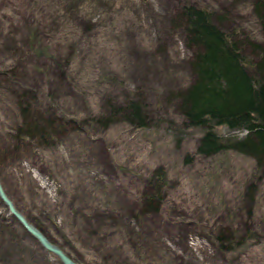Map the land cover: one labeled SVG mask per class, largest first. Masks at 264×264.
<instances>
[{
	"label": "rangeland",
	"instance_id": "obj_1",
	"mask_svg": "<svg viewBox=\"0 0 264 264\" xmlns=\"http://www.w3.org/2000/svg\"><path fill=\"white\" fill-rule=\"evenodd\" d=\"M73 1L84 15L65 22L69 26L67 31L74 34L72 25L78 28L82 25L81 20L85 19H92L95 28L92 36H80L83 43L89 42L90 56L84 70L102 73L116 69L130 76L127 82L135 89L141 86L144 91L146 86H150L152 90L148 103L154 110V117L161 118L155 120L153 127L146 129L117 125L101 138V131L91 127L87 136L85 133H72L63 136L57 148H44L45 151L39 154L42 159L25 157L11 166H0L3 169L4 187L16 207L34 225L39 223L36 226L79 264H87L85 259L90 264H123L122 261L115 263L111 259L107 260L82 247V240L89 236L84 230H79V223H82L80 217L76 218L78 223L75 225L79 226L74 230L71 217L83 202L82 194L87 195L92 191L98 193L94 199L100 198L98 201L102 204H115L117 201L119 205L123 192L117 190L118 195L112 197L107 194V190L114 188L116 191L117 186L126 184L135 194L134 185H138L141 176L151 174L161 166L166 172L168 184L163 186L166 195L160 212H147L141 218H136L127 213L125 205L123 211L127 213H124V228L132 225L135 231L150 229L151 235L149 233L147 240H140L138 244L125 239L128 233L124 229L125 232L122 230L110 238L105 237V245L117 254L116 257L124 250V256L127 255L136 264H143L140 259L145 260L146 264H264V176L257 179L260 191L255 196L253 209L250 207L251 202L243 199V196L247 198L243 194L244 188L248 190L247 183L256 177L255 159L236 150H224L214 156L201 155L197 150L199 137L203 134L200 129L186 130L179 117L173 125L164 120L171 115L169 90H175L177 85L187 81L186 60L192 53L185 43L186 35L183 31L174 34L165 27L169 16L185 0ZM186 1L209 6L226 14L228 18L223 24L226 28L242 24L248 18L251 20L248 25L252 33L261 37L257 28L259 25L254 22L257 14L251 0ZM25 2L28 0L16 4L22 13L28 10ZM0 3L8 7L7 3L11 2L0 0ZM66 5L64 0L30 2V6H33L31 9L37 12L35 15L48 20ZM33 16L28 15L29 19ZM64 34L62 31L60 37L64 38ZM50 43L60 44L55 38H51ZM126 43L131 47L135 45L130 54L123 50L122 44ZM151 44L157 45L149 51ZM155 57L157 59L154 62L152 58ZM30 59L32 64L42 62L45 66V57L37 59L34 54ZM8 60L12 59L9 57ZM4 65L6 62H1L0 68ZM46 66L55 74L56 66L52 59ZM18 68L22 74L28 71L22 64ZM171 71L179 73L178 78L168 90L163 91L158 86L165 82L166 75ZM34 74L38 78L42 71ZM62 87L64 89L61 90ZM58 90L60 94L57 97L62 104L60 109L65 116L61 124L65 126L63 129L66 132V126L73 127L68 119L76 116L80 118L88 108L92 109L86 98L92 93L86 91L84 84L78 91L67 84L60 85ZM4 96L0 95V100L6 99ZM4 101L6 104L7 100ZM10 106L13 105L10 103ZM8 118V113L3 116L0 111V149ZM216 130L225 136L243 133L231 131L225 126H218ZM73 189H79L80 196H74ZM239 198L242 202L238 201ZM130 201H134V198ZM237 202L244 206L243 212L237 208ZM8 210L0 198V246L4 240L9 244L1 259L3 264H64L56 254L44 248L26 231ZM34 220L38 222L34 223ZM231 226L235 228L233 231L238 240L247 237L249 229L252 235L244 240L241 249L217 248L215 230ZM158 228L164 236L159 240L152 236ZM184 235L185 242L181 239ZM160 240L164 243L163 248L157 243ZM72 245L85 254V259L72 252ZM152 245L157 249L154 254L150 253Z\"/></svg>",
	"mask_w": 264,
	"mask_h": 264
},
{
	"label": "trees",
	"instance_id": "obj_2",
	"mask_svg": "<svg viewBox=\"0 0 264 264\" xmlns=\"http://www.w3.org/2000/svg\"><path fill=\"white\" fill-rule=\"evenodd\" d=\"M21 1L10 0L11 3H7L8 7L0 3V65L1 62H6V65L0 68V95H6L4 96L6 99L0 100V111L3 116L7 113L9 115L3 132L0 166L6 164L11 166L25 157L42 159L39 154L45 151L44 148H57L61 138L72 133H85L87 136L91 127L101 131L100 138L120 124L139 129L153 127L155 120L161 117H154V110L148 103L152 90L150 86L144 85L146 86L144 91L141 86L135 89L127 82L130 76L116 69L102 73L84 70L90 56L89 42L83 43L80 36L82 34L92 36L95 28L92 19H85L81 20L82 25L78 27L80 31L74 25H72L74 34L67 31L69 26L65 22L84 15L75 1L64 0V3H67L66 7L49 20L35 15L37 12L31 9L33 6H30V2L37 3L39 0L25 2L28 9L25 13L16 7ZM251 1L257 14V20L254 22L259 25L257 28L261 37L255 36L250 30L252 29L248 25L250 19L245 18L242 24L226 28L223 25L228 18L226 14L209 6L190 3L191 1H183L176 8L177 11L169 16L165 27L174 34L183 31L186 35L185 43L192 53L186 60L190 71L185 67L187 81L183 85H177V89L169 90L171 93L168 92L172 103L171 115L164 120L173 125L178 122L179 117L182 118L181 124L186 130L200 129L203 134L199 137L197 150L201 155L214 156L224 150H236L252 156L257 164L256 177L247 183L248 190L244 188L243 194L247 198L243 196V199L249 200L253 209L255 196L257 197L260 191L257 179L264 176V0ZM29 14L34 15L32 19H29ZM62 31L65 32L64 38L60 37ZM51 38L52 40L55 38L60 44L50 43ZM156 45H149V51ZM134 46L122 44L123 50L129 54ZM34 54L37 59L46 58L45 66L41 64L42 62L31 63L30 58ZM9 57L12 60L9 61ZM51 59L56 66L55 74L46 66ZM156 59L152 58V61L155 62ZM20 64L28 69L24 72L26 74L21 73L22 70L18 68ZM37 71H42L38 78L34 77ZM177 75L179 73L173 71L168 73L165 82L158 88L168 90L178 78ZM64 84L76 88L77 91L84 84L86 91L92 93L86 96L92 109H84L86 112L80 118L76 116L68 119V122L73 123V127L66 126V132L63 129L65 126L61 124L65 118L64 112L60 109L61 100L57 97L60 94L58 90L60 85ZM4 100H7L6 104L3 103ZM10 103L13 106H10ZM218 126L243 133L225 136L218 133L216 130ZM1 170L3 169L0 168V178L4 183ZM166 179V172L159 166L151 174L141 176L138 185H134L136 195L126 184L117 186L116 191L112 187L109 188L107 194L112 197L114 194L118 195L117 190L123 192L119 205L117 201L115 204L110 202L102 204L98 201L100 198L94 199L96 198L94 195L98 193L92 191L87 195L82 194L83 202L71 217L74 230L80 225L79 230H84L89 236L82 240V247L115 263L122 261L123 264L125 262L136 264L130 261L127 255L124 256V250L116 257L117 254L105 245L104 239L124 229L128 233L125 239L132 244L147 240L146 236L151 235L149 227L148 231L140 229L135 231L132 225L124 228L125 214L141 218L147 212H160L166 195L163 190V186L168 184ZM3 185L5 186V183ZM78 190L73 189L74 196H80ZM6 191L8 193V190ZM133 198L134 201H130ZM238 201L242 202L240 198ZM124 205L127 213L123 212ZM236 205L241 212L244 211V206H240L238 202ZM77 217L81 218L82 223L79 225H75L78 223ZM35 222L38 221L34 220ZM233 230H235L233 226L215 230L217 248L237 250L252 235L249 229L248 236L238 240ZM185 235L181 238L183 242L186 241ZM152 236H156L158 240L164 238L159 228ZM157 243L159 247L164 246L162 240ZM8 246L5 240L0 246L2 264ZM70 247L76 256L85 259V254L80 252L78 247L73 245ZM150 247V253L157 252L155 246ZM85 261L90 264L86 259ZM139 261L146 264L145 260Z\"/></svg>",
	"mask_w": 264,
	"mask_h": 264
},
{
	"label": "water",
	"instance_id": "obj_3",
	"mask_svg": "<svg viewBox=\"0 0 264 264\" xmlns=\"http://www.w3.org/2000/svg\"><path fill=\"white\" fill-rule=\"evenodd\" d=\"M0 195L9 208V211L18 219L22 226L30 232L40 244L48 251L56 254L64 264H79L71 256H69L62 248L54 244L46 234L36 225L28 220V218L16 207L11 197L6 192L0 179Z\"/></svg>",
	"mask_w": 264,
	"mask_h": 264
},
{
	"label": "bare ground",
	"instance_id": "obj_4",
	"mask_svg": "<svg viewBox=\"0 0 264 264\" xmlns=\"http://www.w3.org/2000/svg\"><path fill=\"white\" fill-rule=\"evenodd\" d=\"M4 186V185H3ZM7 192V191H6ZM9 195V194H8ZM0 198L2 199L1 195H0ZM12 199V198H11ZM3 200V199H2ZM4 202V201H3ZM5 203V202H4ZM77 262V261H76Z\"/></svg>",
	"mask_w": 264,
	"mask_h": 264
}]
</instances>
